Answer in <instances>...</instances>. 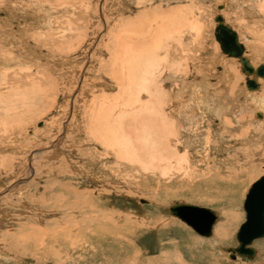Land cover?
Segmentation results:
<instances>
[{
    "label": "rangeland",
    "instance_id": "1",
    "mask_svg": "<svg viewBox=\"0 0 264 264\" xmlns=\"http://www.w3.org/2000/svg\"><path fill=\"white\" fill-rule=\"evenodd\" d=\"M59 1L0 0V27L3 23L5 25L8 23L7 27L2 26L3 29L0 28L1 33H4V29L7 28L5 35L1 37L0 34L1 40L6 39V41L0 40V45L5 46V48L0 46L3 48L0 55H4V58L0 56L2 60H0V81L2 80L0 83L3 87L0 89V218H2L0 220V264H180L181 261H184L185 264H264V239L253 243L257 255L251 260L240 256H235L233 259L232 254L227 251L231 247H236V232L245 221L243 203L248 189L264 175V118L259 121L255 117V113L259 111L264 115V109H258L259 102L256 101L257 97H255L261 91L253 92L254 95L246 91L244 87L245 77L241 74L240 66L236 60L231 61L234 62V66L225 62L227 64L225 66L234 67V72H237L238 77L233 74V79L236 78V80H230L227 75L226 78L223 77L228 80L220 78L222 77L220 66H224L223 61H227V59L223 55L221 56L218 44L213 41L211 27L214 25L212 18L214 20L213 16L217 13V7L223 5L222 2L225 0ZM261 1L226 0L228 5H225V11L222 12L235 30L238 29L239 40L247 50L248 55H251V59L255 54L260 55L262 52L264 54V42L261 40H264V7H262L264 0ZM259 7L262 10V15L257 14L260 10ZM8 26H12V30L16 26V28L19 27L18 29H21L22 33L21 37L29 38V42L24 45L26 47L21 52L14 49L15 46L13 48L14 39H12V35L9 36L11 33L8 35ZM12 30L11 32H13ZM148 34L150 37L147 36ZM21 37L14 38L18 40ZM107 41L108 48L105 46ZM256 41H261V44L255 43ZM153 42H155L154 48ZM5 43H10L11 46L5 45ZM123 43L130 45L129 48L131 49H128ZM120 44L123 45V48L121 49L120 46L118 50ZM262 44L263 46H261ZM114 45L117 46L115 49ZM146 45L153 49H147ZM124 47H127L130 52H125L128 50ZM145 49L148 50L147 52L152 50V53H147ZM131 50L135 52V55L137 54L136 57H132L134 54L131 53ZM117 51L118 53H116ZM143 51L146 53L145 55H143ZM129 53L132 55L130 56ZM113 56L121 61L122 64L118 61L120 67H125L122 71L120 67H117L118 62L112 58ZM7 57H10L11 60L8 61ZM131 59L134 60L132 63ZM5 63L6 65H3ZM252 63L254 65L264 64V60L252 59ZM57 65L60 69L56 68ZM115 66L119 70L114 71ZM108 67L114 69L112 68L111 71ZM143 67L146 68V72L154 69L153 71L150 70L154 73L148 75L149 71L148 76L145 75V77ZM112 73L114 74L112 75ZM158 74H162V77L157 78ZM172 75L175 76V79L172 78ZM142 76L145 77L144 80H142ZM149 76H152V83ZM4 78L7 79H5L6 82ZM147 78L149 80L145 81ZM176 79L177 81H175ZM203 79L205 84H202L204 83L202 82ZM124 80L125 82H123ZM156 80L159 81L160 85L157 88ZM224 80L225 83H223ZM148 81L152 85H148ZM220 81H222L221 84ZM227 81L234 83L230 82V85ZM122 82L127 86L125 87ZM139 82L146 83L142 87L144 91L150 87L149 92L151 90L152 96L150 95L151 92L148 93L147 91L146 93L149 95L144 96L145 92L142 93L141 88L137 89H141L140 92L134 89ZM135 84L136 87H134ZM232 84L234 85L232 86ZM128 85L130 91H128ZM178 85L180 87H177ZM175 86L178 88L177 91ZM154 87L156 89H153ZM229 88L233 90L230 91ZM131 89L139 92L138 95H136L137 93L134 94L135 91H131ZM156 90L161 91H158L160 94H157V97H155ZM224 90H228L229 93L228 91L223 93ZM121 91H125L124 94L126 92L127 94L118 95L121 94ZM170 92L171 95L168 96ZM140 93L143 96L140 95V98H145L138 101ZM91 95H93V99ZM129 95L134 96L133 99H136L137 96L138 102L149 101L147 102L148 106L144 101V103L136 102L138 109L140 104L143 105L142 109L145 106L149 107L148 111L152 107H158L161 102L165 104L158 107L159 110L164 111L166 109L164 112L160 111V115L165 113V116L162 115L163 119L160 116L162 123L159 122L158 128L159 133L164 132L160 136H155L158 137L157 144L159 145L156 147L158 151L155 150L156 148L154 149L156 145L152 146L156 142L151 143V145L148 144L150 148L148 147L147 153L150 156L147 155L146 160L150 157V162H143V160L136 162V159L133 162L128 161V163L125 161L124 163L131 167V171L128 170L129 172L120 174L116 172L117 169H111L115 171V176L117 174L119 176L114 180V183L113 180L106 179L109 173L105 169L116 166L114 163H109V166L99 167L98 164L100 163L95 162L97 159L94 156H99L105 150H102L103 147L94 144V140L92 142L91 138H87L88 134L85 129L92 124L95 118L99 117L98 115L101 114V118L104 115L106 118L107 114L105 113L107 111L108 120L106 121H109L111 125L113 124L111 127H114L115 131L110 132L113 135H108L106 140L109 141L110 137L113 136L116 139L122 138L123 136L117 128L120 129L122 123L126 125L127 121L129 122L127 119L130 118L128 114L131 113L132 117V112L137 109L134 106L136 100L131 102ZM127 101H129L128 104L133 103L130 110H128L130 106L126 104ZM94 102H96L95 105ZM109 103L112 104L108 107L109 109L113 110L114 108L115 110L116 107L113 106L117 105L119 111L118 108L116 110L118 112H111V109H106L105 106L107 107ZM150 103H158V106L150 105ZM167 104L172 105V107L170 108ZM256 104L258 105L256 106ZM121 106L128 107L127 110L131 112H124L126 109ZM210 106L216 109L218 114L208 113L206 108ZM90 108L92 110L94 108V110H90L92 113L88 114ZM145 108L143 110L147 111ZM103 110L105 112H102ZM179 110H183V113ZM226 110L228 111L225 112ZM178 111L179 113H177ZM139 112L137 111V113ZM150 112L153 113L154 111L140 113L144 114L142 115L144 117L149 115L148 117L151 118ZM86 113L89 118L92 117V121L86 117ZM97 113L99 114L97 115ZM114 113L118 116H115ZM124 113L129 118L125 117ZM133 113L137 114L136 112ZM84 114H86V118ZM120 114L124 116L122 115V117ZM187 116L191 119L186 120ZM110 118L112 119L110 120ZM224 118L229 122H226ZM87 119L91 123L87 122ZM103 119L102 121L105 120ZM168 119L172 123L173 121L176 122L175 128H171L172 130L169 128L172 123ZM82 120L83 122H81ZM188 122L189 124L192 123L189 125ZM105 125L107 126V122ZM147 125L152 126V129L155 126L151 121L146 122L145 134H150L146 139H152H147L149 142L155 140L153 136L156 134H153L154 130L152 131L151 127L149 128ZM166 125H169L168 129L170 130H166ZM76 127L79 128L76 129ZM130 128L132 129V127ZM194 129L197 131L193 132ZM78 131L81 136L77 135L79 134ZM169 131L174 133L177 131L179 134L173 132L171 135L167 134ZM195 132L204 136L194 134L191 138V134L193 135ZM117 134H119L118 137L115 136ZM163 134L164 136L167 135L165 136L167 139L164 140L165 137L161 136ZM185 134H189V136ZM209 134L210 136H208ZM195 136L196 138H193ZM161 137L163 142H159ZM208 138H211L212 142ZM118 140L116 141L119 142ZM85 141H88L89 146ZM184 141L190 142L189 145L187 146ZM193 141L198 142L193 143ZM112 142L116 147L117 142ZM81 143L82 145H80ZM205 143L207 146L209 145L207 148L204 147L206 146ZM192 144L196 145L195 148ZM217 148L219 149L217 150ZM150 149L158 158L151 153ZM195 149L198 150V153L194 151ZM36 150L39 151L38 157L30 161V155ZM111 152L109 153L111 154ZM183 153H187V155ZM113 161H115V157ZM107 170L111 172L110 169ZM103 172L106 176L103 175ZM63 174L68 175L66 177ZM124 175L125 177H121ZM88 176L97 178L96 181L98 182L91 183L92 180ZM21 179L25 181L23 182ZM102 180L106 181L100 183L99 181L102 182ZM97 194L100 195V198H98L99 195L97 197ZM179 203L208 208L217 214L213 234L210 238H202L186 224L169 214L168 209ZM96 212L101 213L104 220L111 219L112 222L109 223L113 225H109L113 226L114 229L107 228L108 225L106 223L104 225L102 222L86 226L87 220L91 218L92 214L96 215ZM107 217L108 219H106ZM82 227H85L86 230ZM80 228L81 230H79ZM101 228L104 231L105 229L110 231L100 233L98 231ZM111 232H113L112 235Z\"/></svg>",
    "mask_w": 264,
    "mask_h": 264
},
{
    "label": "bare ground",
    "instance_id": "2",
    "mask_svg": "<svg viewBox=\"0 0 264 264\" xmlns=\"http://www.w3.org/2000/svg\"><path fill=\"white\" fill-rule=\"evenodd\" d=\"M51 1H52V0H51ZM246 1H247V0H246ZM262 1H263V0H262ZM262 1H261V2H262ZM59 2H61V0H60ZM228 2H229V1H228ZM249 2H250V1H249ZM256 2H258V1H256ZM259 2H260V1H259ZM226 3H227L226 0H225V2H222L223 5H221V7H222L221 10L218 9L219 6L217 7V13H216L213 17L215 18L216 15H221V17L223 18L224 22H225L227 25H229V26L231 27V29L236 33L237 38H238V41H239V43H241V41L239 40V36H238V35H239V33H238V31H237L238 29L235 30V28L229 23V21L227 20V18L222 14V12L225 11V10H224V9H225V5H226V6L228 5V4H226ZM259 4H260V3H259ZM240 5H241V4H240ZM253 5H254V3H253ZM262 5H263V4H262ZM256 6H258V5L256 4ZM0 7H1V6H0ZM57 7H58V6H57ZM238 7H239V6H238ZM247 7H248V6H247ZM262 7H264V6H262ZM59 8H60V7H59ZM259 8H260V7H259ZM3 9H4V8H3ZM5 9H6V8H5ZM5 9H4V10H5ZM262 9H263V8H262ZM234 10H235V9H234ZM260 10H261V8H260ZM260 10H259V12H257V14L259 13L260 15H262V14H261V13H262V10H261V11H260ZM7 12H8V11H7ZM12 13H13V12H12ZM50 13H51V12H50ZM223 13H224V12H223ZM225 13H226V12H225ZM248 14H249V12H248ZM53 15H54V14H53ZM237 15H238V14H237ZM239 16H240V15H239ZM31 17H32V16H31ZM232 17H233V16H232ZM48 18H49V17H48ZM254 20H255V19H254ZM256 20H257V19H256ZM6 21H7V20H6ZM250 21H251V20H250ZM12 22H13V21H12ZM212 23H214L215 26L213 25V26L211 27V34H212V36H213V41H214L216 44H218V43L216 42L215 38H214V33H213V32H214V29H215V27H216V23H215V21L213 20V18H212ZM7 24H8V23H6V25H7ZM234 24H235V23H234ZM240 24H241V23H240ZM240 24H239V25H240ZM6 25H5L4 23L2 24V26H6ZM239 25H238V26H239ZM2 26H1V27H2ZM17 26H18V25H17ZM17 26H16V27H17ZM175 26H176V25H175ZM238 26H237V28H238ZM262 26H263V25H262ZM262 26H261V27H262ZM1 27H0V28H1ZM6 27H7V26H6ZM16 27H14L13 30H12V26H10V27L8 26V29H9V30H8V31H9V32H8V35H9V33H11L9 36H11V35L13 36L12 39H14V40H13L14 42H13V41H12L13 43L11 42L12 45L14 44V45H13V48H14V46H15L16 48H14V49H17L18 51L21 52V50L24 49V47H26V46H24V45H25L27 42H29V41H28L29 38L24 37V36L21 37V36H22V33H21V31H20L21 29L19 30V29H18L19 27H18V28H16ZM172 27H173V26H172ZM213 27H214V28H213ZM50 28H51V27H50ZM83 28H84V27H83ZM137 28H138V27H137ZM137 28H136V29H137ZM169 28H170V27H169ZM262 28H263V27H262ZM262 28H261V29H262ZM2 29H3V27H2ZM24 29H25V28H24ZM24 29H23V30H24ZM44 29H45V28H44ZM174 29H175V28H174ZM6 30H7V28H6ZM6 30L4 29V33H1L2 30H0V31H1V32H0L1 37L7 33ZM11 30H12L13 32H11ZM23 30H22V31H23ZM170 30H171V29H170ZM172 30H173V28H172ZM243 30H244V29H243ZM5 31H6V33H5ZM51 31H52V30H51ZM163 31H164V30H163ZM259 31H260V29H259ZM24 32H25V31H24ZM148 32H149V31H148ZM261 32H262V31H261ZM261 32H260V34H261ZM62 33H63V31H62ZM125 33H126V32H125ZM140 33H141V32H140ZM143 33H144V32H143ZM149 33H151V32H149ZM237 33H238V34H237ZM23 34H24V33H23ZM46 34H47V33H46ZM137 34H138V33H137ZM170 34H171V33H170ZM176 34H177V33H176ZM8 35H7V36H8ZM114 35H115V34H114ZM152 35H153V34H152ZM168 35H169V34H168ZM7 36H4V37H7ZM145 36H146V35H145ZM147 36H149V34H148ZM157 36H158V35H157ZM169 36H170V35H169ZM171 36H172V35H171ZM14 37H21V38H18V40H17V39H15ZM48 37H49V36H48ZM149 37H150V36H149ZM42 38H43V37H42ZM46 38H47V37H46ZM110 38H111V37H110ZM141 38H142V37H141ZM170 38H171V37H170ZM174 38H175V37H174ZM133 39H134V38H133ZM154 39H155V37H154ZM194 39H195V38H194ZM257 39H259V38H257ZM0 40H1V39H0ZM129 40H130V38H129ZM137 40H138V39H137ZM140 40H141V39H140ZM157 40H158V39H157ZM259 40H260V39H259ZM261 40L264 42L263 39H261ZM1 41H6V39H5V40L2 39ZM1 41H0V42H1ZM33 41H34V40H33ZM108 41H109V40H108ZM108 41H107V43H106L105 46H107ZM115 41H116V40H115ZM117 41H118V40H117ZM131 41H132V40H131ZM153 41H154V40H153ZM155 41H156V40H155ZM113 42H114V41H113ZM120 42H121V41H120ZM167 42H168V41H167ZM33 43H34V42H33ZM36 43H37V41H36ZM116 43H117V42H116ZM121 43H122V42H121ZM131 43H132V42H131ZM142 43H143V42H142ZM153 43H154V44H153V48H154V47H155V46H154V45H155V42H153ZM255 43H259V44H261V41H260V42H257V41H256ZM6 44H7V45H8V44L10 45V43H5V45H6ZM123 44H125V43H123ZM150 44H151V46H152V43H150ZM150 44H149V45H150ZM156 44H157V43H156ZM241 44H242V43H241ZM1 45H2V44H1ZM1 45H0V46H1ZM103 45H104V44H103ZM117 45H118V44H117ZM134 45H135V44H134ZM157 45H158V44H157ZM157 45H156V47L158 48ZM165 45H166V44H165ZM184 45H185V44H184ZM252 45H253V44H252ZM2 46H4V45H2ZM10 46H11V45H10ZM105 46H104V47H105ZM112 46H113V45H112ZM112 46H111V47H112ZM120 46H121V44H120L119 47L117 48L118 50L120 49ZM122 46H123V45H122ZM122 46H121V49L123 48ZM125 46H127L128 49H131V48H129L130 45L128 46L127 43L125 44ZM137 46H138V45H137ZM250 46H251V45H250ZM258 46H259V45H258ZM261 46H263V44H262ZM36 47H37V46H36ZM109 47H110V45H109ZM116 47H117V46L114 45V49H115ZM127 47H124V48H126V50H128ZM133 47H134V46H133ZM145 47H147V45H146ZM149 47H150V46H148L147 49H153L152 47H151V48H149ZM218 47H219V44H218ZM243 47H244V46H243ZM3 48H5V46H4ZM3 48H0V49H1V50H0V53H1V51H3V50H2ZM6 48H7V47H6ZM10 48H11V47H10ZM10 48H9V49H10ZM13 48H12V49H13ZM101 48H103V47H101ZM107 48H108V46H107ZM112 48H113V47H112ZM255 48H257V47H255ZM155 49H156V48H155ZM7 50H8V48H7ZM7 50H6V51H7ZM34 50H35V49H34ZM100 50H101V49H100ZM132 50H134V49H132ZM132 50H131V53L135 55L136 50H134L135 52H133ZM158 50H159V48H158ZM158 50H157V51H158ZM219 50H220V47H219ZM252 50H254V49H252ZM256 50H257V49H256ZM256 50H255V51H256ZM258 50H259V49H258ZM262 50H263V49H262ZM8 51H9V50H8ZM8 51H7V52H8ZM39 51H40V50H39ZM115 51H116V50H115ZM123 51H125V49H123ZM137 51H139V50H137ZM145 51H146V49H145ZM147 51H148V50H147ZM147 51H146V52H147ZM151 51H152V50H151ZM151 51H149V52H147V53H152ZM157 51H156V52H157ZM206 51H207V50H206ZM255 51H254V52H255ZM4 52H5V51H4ZM4 52H2V53H4ZM35 52H36V51H35ZM125 52H130V50L125 51ZM252 52H253V51H252ZM24 53H25V52H24ZM116 53H118V51H117ZM116 53H115V54H116ZM121 53H122V51H121ZM142 53H143V55L146 54V53H144V51H143ZM220 53H221V51H220ZM257 53H259V52H257ZM30 54H31V53H30ZM30 54H29V55H30ZM43 54H44V53H43ZM107 54H108V53H107ZM132 54H131V55H132ZM262 54H263V52H262ZM262 54H260V55H259V54H258V55L255 54V55H253V56H252V57H253L252 59H254V60H264V54H263V55H262ZM31 55H32V54H31ZM108 55H109V54H108ZM113 55H114V53H113ZM121 55H122V54H121ZM127 55H128V53H127ZM129 55H130V53H129ZM131 55H130V56H131ZM134 55H132V57H136L137 54H136L135 56H134ZM139 55H140V52H139ZM222 55H223V54L221 53V56H222ZM256 55H257V56H256ZM0 56L4 58V55H3V54L0 55ZM5 56H6V55H5ZM35 56H36V55H35ZM38 56H39V55H38ZM46 56H47V55H46ZM115 56H117V55H115ZM141 56H142V55H141ZM147 56H148V55H147ZM147 56H146V57H147ZM153 56H154V51H153ZM223 56L227 59V61H223V62H224L223 65H224V66H222V67L220 66V68H222L221 71H220L222 77H220V78L225 79V78H226V75H227V78L229 77L230 80L234 81V80H236V78L233 79V74H235V75L237 76V74H236L237 72H234V69H233L234 67H233V68H229V67L225 66V65H227V64H225V62H226V63L229 62V63L232 64V66H234V65H233L234 62H231V61H232V60H233V61L236 60V61L238 62V64H239V61H238V59H236V58L227 57L226 55H223ZM243 56L246 57V58L250 61L251 65H252L254 68H256L258 65H260V64L254 65V64L252 63V59H251V57H250L251 55H248V52H247V50L245 49V47H244V53H243ZM1 57H0V58H1ZM127 57H128V56H127ZM7 58H8V61H9L10 57H7ZM16 58H17V57H16ZM112 58H114V60L116 59L115 61H117V62L119 61V62L121 63V61L118 60L117 57H114V56H113ZM118 58H119V57H118ZM137 58H138V57H137ZM5 59H6V58H5ZM27 59H28V58H27ZM119 59H120V58H119ZM125 59H126V57H125ZM129 59H130V57H129ZM138 59H139V58H138ZM143 59H144V58H143ZM0 60H1V59H0ZM10 60H11V59H10ZM13 60H14V59H13ZM15 60H17V59H15ZM50 60H51V59H50ZM114 60H113V62H114ZM126 60H127V59H126ZM132 60H133V59H131V63L134 61V60H133V61H132ZM135 60H136V59H135ZM141 60H142V59H141ZM158 60H159V59H158ZM1 61H2V60H1ZM1 61H0V62H1ZM41 61H42V60H41ZM137 61H138V60H137ZM214 61H216V60H214ZM3 62H4V61H3ZM5 62H6V61H5ZM10 62H11V61H10ZM12 62H13V61H12ZM119 62L117 63V64H118V66H117L118 68L121 66V65H119ZM144 62H145V59H144ZM148 62H149V61H148ZM211 62H212V61H211ZM223 62H222V63H223ZM45 63H46V62H45ZM54 63H55V62H54ZM59 63H60V62H59ZM109 63H110V62H109ZM109 63L107 64V66L109 65ZM155 63H156V62H155ZM9 64H10V63H9ZM12 64H14V63H12ZM17 64H18V62H17ZM17 64H15V65H17ZM50 64L52 65L53 63H50ZM57 64H58V63H57ZM113 64H114V63H113ZM115 64H116V62H115ZM121 64H122V63H121ZM134 64H135V63H134ZM139 64H141V63H139ZM145 64H146V63H145ZM150 64H151V63H150ZM152 64H153V63H152ZM213 64H214V62H213ZM231 64H230V66H231ZM3 65H6V63L3 64ZM7 65H8V64H7ZM59 65H60V64H59ZM59 65H57L56 68L58 67V69H60V67H62L61 65H60V67H59ZM63 65H64V64H63ZM174 65H175V64H174ZM221 65H222V64H221ZM10 66H11V65H10ZM12 66H13V65H12ZM85 66H86V65H85ZM99 66H100V65H99ZM104 66H105V65L103 64V67H104ZM110 66H111V65H110ZM112 66H113V65H112ZM130 66H131V65H129V67H130ZM170 66H171V64H170ZM239 66H240V64H239ZM6 67H7V66H6ZM23 67H24V66H23ZM131 67H132V66H131ZM135 67H137V66H135ZM141 67H142V66H141ZM149 67H150V65H149ZM209 67H210V66H209ZM235 67H236V66H235ZM56 68H55V69H56ZM100 68H101V67H100ZM112 68H113V67H112ZM112 68L108 67V69H111V71H112ZM115 68H116V66H115ZM118 68H116L114 71H116ZM124 68H125L124 66H123V67H120L121 71H122ZM138 68H140V67H138ZM150 68H152V67H150ZM153 68H154V67H153ZM177 68H178V67H177ZM8 69H9V68H8ZM10 69H11V68H10ZM113 69H114V68H113ZM127 69H128V68H127ZM130 69H131V68H130ZM132 69H133V68H132ZM145 69H146V68H145ZM145 69H144V67H143V70H145ZM210 69H211V68H210ZM5 70H6V69H5ZM100 70H101V69H100ZM103 70H104V69H103ZM118 70H119V69H118ZM141 70H142V69H141ZM147 70H148V69H147ZM150 70H151V69H150ZM150 70H148V72H149ZM153 70H154V69H152L151 71H153ZM174 70H175V69H174ZM237 70H238V69H237ZM237 70H236V71H237ZM56 71H57V70H56ZM114 71H113V72H114ZM124 71H125V70H124ZM151 71H150V73H149L148 75H151V73H154V72H151ZM155 71H156V70H155ZM80 72H81V71H80ZM93 72H94V71H93ZM105 72H106V71H105ZM130 72H131V71H130ZM132 72H133V70H132ZM132 72H131V74H132ZM142 72H143V71H142ZM148 72H146V70H145V71H144V76L147 75ZM162 72H163V71H162ZM177 72H178V71H177ZM240 72H241V66H240ZM98 73H99V72H98ZM110 73H111V72H110ZM110 73H109V74H110ZM170 73H171V72H170ZM179 73H180V72H179ZM6 74H7V73H6ZM18 74H19V73H18ZM46 74H47V73H46ZM91 74H92V73H91ZM93 74H94V73H93ZM95 74H96V73H95ZM113 74H114V73H112V75H113ZM133 74H134V73H133ZM174 74H175V73H174ZM241 74H242V73H241ZM12 75H13V74H12ZM28 75H29V74H28ZM86 75H87V74H86ZM125 75H126V74H125ZM128 75H129V74H128ZM135 75H136V73H135ZM148 75H147V76H148ZM154 75H155V74H154ZM154 75H153V76H154ZM159 75H160V74L157 75V78H158V77H159V78L162 77V76H161L162 74H161L160 76H159ZM170 75H171V74H170ZM221 75L219 74V76H221ZM5 76H6V75H5ZM22 76H23V75H22ZM42 76H43V75H42ZM61 76H62V75H61ZM63 76H64V75H63ZM144 76H142V80H144L143 78L146 77V76H145V77H144ZM223 76H224L225 78H224ZM236 76H235V77H236ZM1 77H2V76H1ZM14 77H15V76H14ZM16 77H18V76L16 75ZM25 77H26V76H25ZM103 77H104V76H103ZM125 77H126V76H125ZM129 77H130V76H129ZM132 77H133V76H132ZM154 77H156V76H154ZM237 77H238V76H237ZM244 77H245V75H244ZM10 78H12V77H10ZM149 78L151 79L152 76H149ZM149 78H147L145 81L149 80ZM172 78L175 79V76L172 75ZM206 78H207V77H206ZM5 79H6V78H4V81H5ZM13 79L15 80V78H13ZM13 79H11V80H13ZM17 79L19 80V78H17ZM47 79H48V78H47ZM81 79H82V78H81ZM93 79H94V78H93ZM100 79H101V78H100ZM125 79H126V78H125ZM128 79H130V78H128ZM222 79H221V80H222ZM243 79H244V78H243ZM6 80H7V79H6ZM14 80H13V82H14ZM59 80H60V79H59ZM142 80H141V81H142ZM152 80H153V79H151V83L153 82ZM159 80H160V79H159ZM225 80H228V79H225ZM225 80H224L223 83L226 82ZM237 80H238V78H237ZM1 81H2V80H1ZM1 81H0V82H1ZM15 81H16V80H15ZM35 81H36V80H35ZM98 81H99V83H100V80H98ZM164 81H165V80H164ZM175 81H177V79H176ZM182 81H183V80H182ZM222 81H223V80H222ZM222 81H220L219 83L221 84ZM232 81H229V82L227 81V82H228V84H230V82H232ZM5 82H6V81H5ZM7 82H8V81H7ZM23 82H24V81H23ZM88 82H89V81H88ZM94 82H95V81H94ZM96 82H97V80H96ZM123 82H125V80H124ZM123 82H122V83H123ZM126 82H127V81H126ZM148 82H149V81H148ZM202 82H204V79L202 80ZM3 83H4V82H3ZM3 83H2V84H3ZM8 83H9V82H8ZM17 83H18V82H17ZM90 83H91V82H90ZM103 83H104V82H103ZM103 83H102V84H103ZM122 83H121V84H122ZM132 83H133V82H132ZM134 83H135V82H134ZM151 83L149 82L148 85H150ZM154 83H155V82H154ZM154 83H153V84H154ZM172 83H174V81H172ZM223 83H222V84H223ZM232 83H234V82H232ZM257 83L259 84V88H258L256 91H247L246 86H245V80H244V87H245L246 91L249 92V94H250V93H253V92H258L259 90L261 91L260 94H259L258 96L255 95V97H257V98H256V101L259 102L258 109L261 110V109H264V87H263L264 80L258 78V79H257ZM261 83H262V84H261ZM11 84H12V83H11ZM19 84H20V82H19ZM24 84H25V82H24ZM37 84H38V83H37ZM45 84H46V83H45ZM123 84H125V83H123ZM123 84H122V85H123ZM140 84H142V85L138 87V85H140ZM144 84H146V83H144ZM144 84H143L142 82H141V83L139 82L138 85H137V87H136V84L134 85V87H136V88H134L133 86H131V88H134L135 90H137L138 88H141V89L143 90L144 88H142V87H144V86H143ZM202 84H205V82L202 83ZM202 84H201V85H202ZM226 84H227V83H226ZM228 84H227V86H228ZM3 85H4V84H3ZM28 85H29V84H28ZM39 85H40V84H39ZM47 85H48V84H47ZM95 85H96V84H95ZM151 85H152V84H151ZM196 85H197V84H196ZM198 85H199V84H198ZM198 85H197V86H198ZM230 85H231V84H230ZM233 85H234V84H232V86H233ZM261 85H262V86H261ZM1 86H2V85H1V83H0V87H1ZM4 86H5V85H4ZM6 86H8V85H6ZM50 86H51V85H50ZM104 86H105V85H104ZM108 86H109V85H108ZM123 86H124V85H123ZM126 86H127V84H125V87H126ZM146 86H147V85H146ZM154 86H155V84H154ZM159 86H160V85H159V81L156 80V88L159 87ZM220 86H221V85H220ZM10 87H11V86H10ZM22 87H23V86H22ZM24 87H26V86H24ZM79 87H80V84H79ZM125 87H124V88H125ZM147 87H148V86H147ZM175 87H176V86H175ZM175 87H174V88H175ZM177 87H180V86L178 85ZM177 87H176V89H175L176 91H177V89H178ZM193 87H194V86H193ZM203 87H204V86H203ZM217 87H218V86H217ZM242 87H243V86H242ZM260 87H261V89H260ZM2 88H3V87H1L0 89H2ZM14 88H15V87H14ZM14 88H13V89H14ZM45 88H46V87H45ZM121 88H122V87H121ZM127 88H128V91H130L129 85H128ZM127 88H126V89H127ZM156 88L154 87L153 89H156ZM185 88H186V87H185ZM201 88H202V87H201ZM204 88H205V87H204ZM206 88H207V87H206ZM224 88H225V84H224ZM233 88H235V87H233ZM5 89L7 90L6 87H5ZM134 89H133V90L131 89V91H135ZM141 89H139V90H141ZM147 89H148V88H147ZM149 89H150V87H149ZM149 89H148V90H145V91H144V90H143V91L141 90L142 93L145 92V93H144V94H145L144 96H148V95H149L148 93L151 92V90H150V92H149ZM153 89H152V90H153ZM159 89H160V88H159ZM212 89H213V88H212ZM226 89H228V88H226ZM23 90H24V89H23ZM37 90H38V89H37ZM139 90H137V91H139ZM196 90H197V89H196ZM200 90H202V89H200ZM222 90H223V88H222ZM229 90H230V88H229ZM231 90H233V89H231ZM231 90H230V91H231ZM39 91H40V90H39ZM41 91H42V90H41ZM92 91H93V90H92ZM119 91H120V90H119ZM119 91H118V92H119ZM146 91H147L148 93H146ZM154 91H155V90H154ZM158 91H159V90H158ZM158 91L156 90L157 93L155 94V97H157V96H158L157 94H160L159 92H161V91H159V92H158ZM172 91H174V90H172ZM179 91H181V90H179ZM194 91H195V90H194ZM227 91H228V90H224L223 93H224V92H227ZM234 91H235V89H234ZM36 92H37V91H36ZM124 92H125V91H124ZM124 92L121 91V94H118V95H123ZM139 92H140V91H139ZM139 92H136V91H135V93H134V92H132V93H134V94L137 93L136 95H138ZM236 92H237V91H236ZM244 92H245V90H244ZM244 92H242V93H244ZM25 93H27V92H25ZM122 93H123V94H122ZM128 93H129V92H128ZM130 93H131V92H130ZM142 93L139 94V96H138L139 98L135 95V96H136V99L138 98V101H139V99H141V98L143 97V96H142ZM177 93H178V92H177ZM179 93L181 94V92H179ZM208 93H209V92H208ZM220 93H221V92H220ZM228 93H229V91H228ZM234 93H235V92H234ZM234 93H233V94H234ZM126 94H127V92H126L124 95H126ZM146 94H148V95H146ZM153 94H154V92H153ZM161 94H162V93H161ZM194 94H195V93H194ZM215 94H216V93H215ZM217 94H218V93H217ZM244 94H245V93H244ZM130 95H131V94H130ZM130 95H129V96H130ZM140 95L142 96L141 98H140ZM150 95L152 96V92H151ZM163 95H164V94H163ZM170 95H171V92L169 93L168 96H170ZM195 95H196V94H195ZM205 95H206V94H205ZM229 95H230V94H229ZM236 95H237V94H236ZM246 95H247V94H246ZM253 95H254V93H253ZM91 96H92L91 98L93 99V95H91ZM102 96H103V95H101V97H102ZM129 96H128V97H129ZM153 96H154V95H153ZM160 96L162 97V95H159V97H160ZM164 96H165V95H164ZM224 96L226 97V95H224ZM230 96H232V95H230ZM233 96H234V95H233ZM4 97H5V96H4ZM12 97H13V96H12ZM111 97H112V96H111ZM118 97H119V96H118ZM128 97H127V98H128ZM132 97H134V96H130V98H131V99H130L131 102H133L132 100H136V99H133ZM189 97H190V96H189ZM219 97H220V96H219ZM227 97H228V95H227ZM240 97H241V96H240ZM17 98H18V97H17ZM33 98H34V97H33ZM67 98H69V97H67ZM102 98H103V97H102ZM144 98H145V97H144ZM144 98H142V99H144ZM149 98H150V97H149ZM153 98H154V97H153ZM229 98H230V97H229ZM237 98H239V97L237 96ZM13 99H15V98H13ZM76 99H77V97H76ZM92 99H91V100H92ZM104 99H105V98H104ZM112 99H113V98H112ZM128 99H129V98H128ZM128 99H127V100H128ZM147 99H148V98H147ZM151 99H152V98H151ZM159 99L162 100L161 98H159ZM159 99H158V100H159ZM163 99H164V98H163ZM173 99H174V98H173ZM177 99H178V98H177ZM219 99H220V98H219ZM5 100H6V99H5ZM69 100H70V99H69ZM94 100H95V97H94ZM152 100H153V99H152ZM188 100H189V99H188ZM225 100H226V99H225ZM99 101H100V100H99ZM103 101H105V100H103ZM124 101H125V100H124ZM138 101H137V100L134 101L135 104H136V105H134V106H136L137 109H136V111H133V110H132V111H133V112H136V113H137V111H138V112L140 111L141 113H144V112L148 113L150 110H152V112L154 111L153 113L150 112L151 115H152V117L149 118V117H148L149 115L147 116L146 113H145V114H146L147 117H144V116H142V115H144V114H141V113L139 112V113L141 114L140 116H142V117H140V116H139V113H137V114H138V116H137V114L135 115V113L132 112V115H133L132 117H131V113H129V114L126 113V114L130 115V116H129L130 118H129L128 115H125V113H124L125 117L127 116V118H129V119H127V120H129V122L127 121V124H126L127 126L125 125V123H122V124L120 125V129H119V127L117 128V130L120 131L121 135L123 136V137L121 138V137H118L119 134L115 135V136H117L118 138H120L119 140H118V138L116 139V137H114V136H113L114 138L112 137L114 140H113L111 137H110V140H109V141L106 140V138L109 137L110 134H111L113 131H115V129H113L114 127H111L113 124L111 125L109 121H106V120H108V118H107V115H108L107 111H106V113H105V114H107V115L105 116L107 119L104 118V115H103V118L105 119V120H104L103 118H101V117H102V116H100L101 114L98 115L99 113H97V115H98L99 117H98V118H95V119L93 118L94 120H93L92 124L89 125V126H87L86 129L83 127V128L86 130V133L88 134V136H89V135H90V136L93 135L92 137H90V136L88 137V136H87V138H88V139L91 138V141H92V142H93V140H94V142H93L94 144H96L97 146L99 145V147H100V146L103 147L102 150H105L104 153H100V155L98 154L99 156H96V155L94 156V155H92L93 153H91V155L94 156V157H96L95 159H97V160H95V162L98 161V162L100 163V164L97 163L98 165H100L99 167H102V166H104V165H108V166H109V163H110V164H111V163H114V165L116 166L115 168H113V166H110L109 168L107 167V169H110V170H111V169H112V170H116V169H117L116 172H117L118 174L123 173V172H127L128 170L131 171V169H130L131 167L128 166V165H126V164L124 163L125 161H127V163H128V161L133 162V161L136 159V160H137L136 162H142L141 160H143V162H144V161H147V162H148V161L150 160V157L148 158V160H146V157H147V155H148L147 150H149V148H150L148 144L150 143V145H151V143L156 142V143L153 144L152 146L156 145V146L154 147V149H155L156 147H158V146H157V145H159V144H157V141H158L157 138H158V137H155V136H160V134H162V132H164V131H161V133H159L160 131L158 132L159 122H161L160 120L163 119V117H162L163 113H161L162 115H160V111H163V110H162L161 108H160L161 110H159L158 107H160V105H162V104H164V103L161 102V104H159V106L157 105L158 103H156V104L153 103L154 105H156V106H158V107H155L156 109L152 107L153 109L150 108L149 111H148L149 107L147 108V107L145 106L147 109H146L145 107H144V108H145L147 111H144V110H143L144 108L142 109V106H143V105H141V104H140L141 106L139 105L140 108L138 109V107H137L138 104L136 103V102H138ZM143 101L145 102V104H146L147 102H149V101H146V100H142L141 102H138V103H144ZM155 101H157L156 98H155ZM162 101H163V100H162ZM169 101H171V99H169ZM219 101H220V100H219ZM219 101H218V102H219ZM256 101H255V103H256ZM19 102H20V101H19ZM19 102H18V103H19ZM108 102H109V101H108ZM108 102H107V103H108ZM128 102H129V101H127V103H126L128 106H130V107L133 106V103L130 102L131 104H130V103L128 104ZM151 102H154V101H151ZM158 102H159V101H158ZM175 102H176V99H175ZM229 102H230V101H229ZM95 103H96V102H94V105H95ZM102 103H104V102H102ZM159 103H160V102H159ZM169 103H172V102H169ZM242 103H243V102H242ZM6 104H7V103H6ZM9 104H10V103H9ZM66 104H67V103H66ZM110 104H111V103H109V105H108L107 107L105 106V108L107 109L109 106H112V104H111V105H110ZM117 104H118V103H117ZM153 104L150 103V105H153ZM175 104H176V103H175ZM175 104H174V105H175ZM204 104H205V103H204ZM12 105H13V104H12ZM98 105H99V104H98ZM101 105H102V104H101ZM103 105H104V104H103ZM148 105H149V104L147 103V106H148ZM164 105H165V104H164ZM167 105H169V104H167ZM176 105H177V104H176ZM182 105H183V104H182ZM182 105H181V106H182ZM257 105H258V104H256V106H257ZM2 106H3V105H2ZM26 106H27V104H26ZM89 106H90V105H89ZM92 106H93V105H92ZM92 106H91V107H92ZM169 106H170V108L172 107V105H169ZM203 106H204V105H203ZM9 107H10V105H9ZM11 107H12V106H11ZM98 107H100V106H98ZM113 107H116V108H115V110H114V108H113V110L110 108V109H111V112H114V111H115V112H118V111H119V108L117 107V105H116V106H113ZM121 107H124V106H121ZM121 107H120V109H121ZM130 107H129L128 110L132 109V107H131V108H130ZM150 107H151V106H150ZM161 107H162V106H161ZM164 107H166V106H164ZM192 107H193V106H192ZM211 107H212V106L206 108V110L208 111V113H212L213 115L218 114V112L216 111V109L211 108ZM238 107H240V106H238ZM250 107H251V106H250ZM94 108H95V107H94ZM94 108H93V110H94ZM96 108H97V107H96ZM102 108H103V106H102ZM117 108H118V111H116ZM124 108L126 109V111H124V110H125ZM124 108H123L122 110H123L124 112H127V111H128V110H127L128 107L125 106ZM162 108H163V107H162ZM177 108H178V107H177ZM188 108H189V107H188ZM188 108H186V109H188ZM199 108H200V107H199ZM224 108H225V107H224ZM227 108H228V107H227ZM231 108H233V107L231 106ZM255 108H256V107H255ZM25 109H26V108H25ZM98 109L100 110V108H98ZM108 109H109V108H108ZM110 109H109V110H110ZM133 109L135 110V108H133ZM141 109H142V110H141ZM154 109H155V110H154ZM163 109H165V108H163ZM195 109H196V108H195ZM258 109H257V110H258ZM90 110L93 111V110L90 108L88 114H90V112H91ZM104 110H105V109H104ZM104 110H103L102 112H105ZM122 110H121V113L123 112ZM165 110H166V109H165ZM165 110H164V111H165ZM172 110H173V109H172ZM172 110H170V111L172 112ZM176 110H177V109H176ZM231 110H232V109H231ZM231 110H230V111H231ZM252 110H253V109H252ZM7 111H8V110H7ZM10 111H11V109H10ZM24 111H25V110H24ZM164 111H163V112H164ZM179 111H180V110H179ZM179 111H178L177 113H179ZM182 111H183V110H182ZM182 111H180V112H182ZM194 111H195V110H194ZM227 111H228V110H226L225 112H227ZM232 111H233V110H232ZM238 111H239V109H238ZM95 112H96V111H95ZM111 112H110V114H111ZM128 112H131V111H128ZM171 112H170V113H171ZM234 112H235V111H234ZM234 112H233V113H234ZM84 113H85V112H84ZM91 113H92V112H91ZM119 113H120V112H119ZM150 113H149V114H150ZM182 113H183V112H182ZM238 113H239V112H238ZM254 113H255V112H254ZM257 113H259V114L261 115V118H260V119H258V118L256 117V114H257ZM6 114H7V113H6ZM72 114H73V113H72ZM86 114H87V113H86ZM86 114H84V117H85ZM88 114L86 115V117H88ZM95 114H96V113H95ZM167 114H168V112H167ZM172 114H174V113H172ZM180 114H181V113H180ZM234 114H235V113H234ZM112 115H113V114H112ZM114 115H115V113H114ZM114 115H113V116H114ZM116 115H117V114H116ZM116 115H115V116H116ZM122 115H123V114H122ZM122 115L120 114V116H122ZM124 115H123V116H124ZM178 115H179V114H178ZM183 115H184V114H183ZM219 115H220V114H219ZM235 115H236V114H235ZM235 115H234V116H235ZM89 116H90V115H89ZM92 116H93V115H92ZM113 116H112V117H113ZM117 116H118V115H117ZM120 116H119V117H120ZM123 116H122V117H123ZM160 116H161L162 119H160ZM163 116H165V113H164ZM179 116H180V115H179ZM204 116H205V115H204ZM225 116H226V114H225ZM239 116H240V115H239ZM86 117H85V118H86ZM94 117H95V115H94ZM108 117H110V116H108ZM137 117H140V118H137ZM218 117H220V116H218ZM226 117H228V116H226ZM242 117H243V116H242ZM255 117H256V119H258L259 121H261V120L264 118V115H263V113H261V111H259V112H256V113H255ZM88 118H89V117H88ZM91 118H92V117H90L89 119L92 121ZM100 118H101V119H100ZM120 118H121V117H120ZM170 118H171V117H170ZM186 118H187L186 120H190V119H191V117L189 118L188 116H187ZM188 118H189V119H188ZM206 118H207V117H206ZM222 118H223V117H222ZM81 119H83V118H81ZM89 119H87V122L91 123V121H88ZM96 119H97V120H96ZM102 119H103L104 121H102ZM111 119H112V118H110V120H111ZM164 119L166 120V118H164ZM179 119H180V118H179ZM124 120H125V119H124ZM168 120H169V119H168ZM214 120H215V119H214ZM224 120L226 121V118H224ZM112 121H113V120H112ZM125 121H126V120H125ZM147 121H148V122H150V121L153 122V124H154V126H155V127H153V129H152V126H150V125L148 126V125H147L149 128L151 127L152 131L154 130V131H153V132H154L153 134H156V135H154V136H153L152 134H151V135L155 138L156 141L153 139V141H149V142H147V139H149V138L146 139V137H147L148 135L150 136V134H148V135L145 134V132H146V131H145V130H146V126H145V125H146V122H147ZM163 121H164V120H163ZM166 121H167V120H166ZM169 121H171V120H169ZM225 121H223V122H225ZM227 121L229 122V120H227ZM227 121H226V122H227ZM81 122H83V120H82ZM87 122H86V124H87ZM105 122H107V126L105 125ZM185 122H186V121H185ZM189 122H190V121H189ZM189 122H188L187 124H189ZM226 122H225V123H226ZM84 123H85V122H84ZM111 123H112V122H111ZM120 123H121V122H120ZM161 123H162V122H161ZM170 123H172V121H171ZM170 123H169V125H170ZM173 123H174V124H173ZM173 123L171 124V125H173L172 127H170L171 125H170V126H169V125H166V126H167V127H165L166 130L168 129V126H169L170 129L173 128V127L175 128L174 125L176 124V122L173 121ZM191 123H192V122H191ZM191 123H190V124H191ZM205 123H206V122H205ZM234 123H235V122H234ZM81 124H82V123H81ZM86 124H83V125H86ZM123 124H124V125H123ZM190 124H189V125H190ZM213 124H214V122H213ZM227 124H228V123H227ZM73 125H75V124H73ZM151 125H152V124H151ZM177 125H178V124H177ZM179 125H180V124H179ZM197 125H198V124H197ZM40 126H41V125H40ZM53 126H55V125H53ZM161 126H162V125H161ZM164 126H165V124H164ZM164 126H163V127H164ZM130 127H132V129H131ZM223 127H224V126H223ZM223 127H222V128H223ZM5 128H6V127H5ZM48 128H49V127H48ZM59 128H61V127H59ZM78 128H79V127H76V129H78ZM81 128H82V127H81ZM111 128H112V129H111ZM125 128H126V129H125ZM161 128H162V127H161ZM182 128H184V127H182ZM220 128H221V126H220ZM162 129H163V128H162ZM162 129H161V130H162ZM170 129H168V130H170ZM177 129L179 130V128H177ZM47 130H48V129H47ZM85 130H84V131H85ZM166 130H165V131H166ZM171 130H172V129H171ZM183 130H184V129H183ZM222 130H224V129H222ZM233 130H234V129H233ZM4 131H5V130H4ZM75 131H76V130H75ZM79 131H80V129H79ZM79 131H78L79 134H77L78 136L80 135V132H79ZM82 131H83V129H82ZM121 131H122V132H121ZM148 131H149V130H148ZM152 131H151V132H152ZM194 131H197V130L194 129L193 132H194ZM48 132H49V131H48ZM69 132H70V131H69ZM73 132H74V131H73ZM110 132H111V133H110ZM116 132H117V131H116ZM116 132H115V133H116ZM149 132H150V131H149ZM169 132H171V131H169ZM169 132H168L167 134H170V135H171L173 131H172L171 133H169ZM209 132H210V131H209ZM62 133H63V131H62ZM62 133H61V134H62ZM76 133H77V131H76ZM81 133H82V132H81ZM86 133H85V134H86ZM158 133H159V134H158ZM165 133H166V132H165ZM173 133H174V132H173ZM185 133H187V132H185ZM203 133H204V132H203ZM222 133H223V131H222ZM222 133H221V134H222ZM262 133H263V132H262ZM58 134H59V133H58ZM91 134H92V135H91ZM157 134H158V135H157ZM174 134H177V131H176V133H174ZM178 134H179V132H178ZM178 134H177V135H178ZM194 134H195V135H198V134H196V132H195V133H193V135L191 134L190 137L192 138V136H194ZM100 135H101V136H100ZM108 135H109V136H108ZM111 135H113V134H111ZM145 135H146V136H145ZM185 135H188V136H189V134H185ZM217 135H218V134H217ZM80 136H81V135H80ZM149 136H148V137H149ZM161 136H163V138H164V137L167 136V135L164 136V134H163V135H161ZM168 136H169V135H168ZM174 136H175V135H174ZM198 136H202V135H198ZM203 136H204V135H203ZM203 136H202V137H203ZM208 136H210V134H209ZM235 136H236V135H235ZM103 137H104V138H103ZM153 137H152V138H153ZM176 137H178V136H176ZM184 137H185V136H184ZM215 137H217V136H215ZM218 137H219V136H218ZM227 137H229V136H227ZM48 138H49V137H48ZM163 138H162V137L159 138V139H161V140H159V142H163V141H162ZM188 138H189V137H188ZM193 138H196V136L193 137ZM12 139H13V138H12ZM33 139H34V138H33ZM103 139H104V140H103ZM107 139H108V138H107ZM165 139H167V138L165 137L164 140H165ZM177 139H178V138H177ZM189 139H190V138H189ZM189 139H187V140L189 141ZM206 139H207V138H206ZM208 139H209V138H208ZM210 139H211V138H210ZM210 139H209V140H210ZM214 139H215V138H214ZM67 140H68V139H67ZM86 140H87V139H86ZM116 140H118L119 142H117ZM149 140H152V139H149ZM183 140H184V139H183ZM187 140H186V141H187ZM194 140H195V139H194ZM9 141H10V140H9ZM50 141H51V139H50ZM89 141H90V140H89ZM110 141H111V142H112V141H115L114 143L117 142L116 147H114V144H112L113 142L111 143ZM186 141H184V142H186ZM188 141H187V142H188ZM198 141H199V140H198ZM198 141H197V142H198ZM201 141H202V140H201ZM204 141H206V140H204ZM204 141H203V142H204ZM210 141H211V140H210ZM210 141L207 140L206 142H207V143H208V142L211 143L212 141H211V142H210ZM250 141H251V140H250ZM74 142H75V141H74ZM85 142H86V144H87L88 141H85ZM167 142H168V140H167ZM169 142H170V141H169ZM176 142H177V140H176ZM187 142H186V144H187V146H188L189 143L191 142V140H190L189 143H187ZM197 142H194V141H193V143H197ZM7 143H8V142H7ZM57 143H58V140H57ZM93 143H92V144H93ZM226 143H227V142H226ZM24 144H25V143H24ZM75 144H76V143H75ZM78 144H79V143H78ZM84 144H85V143H84ZM84 144H83V145H84ZM164 144H165V143H164ZM176 144H177V143H176ZM176 144H175V145H176ZM178 144H179V142H178ZM180 144H181V142H180ZM199 144H200V143H199ZM80 145H82V143H81ZM80 145H79V146H80ZM96 145H95V146H96ZM192 145H194L193 147L195 148L196 145H195V144H192ZM192 145H190V146H192ZM205 145H206V143H205ZM211 145H212V144H211ZM248 145H249V144H248ZM2 146H3V145H2ZM87 146H89V145L87 144ZM90 146H91V145H90ZM97 146H96V148H97ZM161 146H162V145H161ZM161 146H160V147H161ZM165 146H166V144H165ZM165 146H164V147H165ZM182 146H183V145H182ZM203 146H204V145H203ZM208 146H209V145H208ZM208 146L206 145V146H204V147L207 148ZM215 146H216V144H215ZM215 146L213 145V148H214ZM148 147H149V148H148ZM164 147H163V148H164ZM167 147H168V146H167ZM167 147H166V148H167ZM173 147H174V146H173ZM179 147H181V146H179ZM179 147H178V148H179ZM184 147H186V146H184ZM200 147H202V146H200ZM200 147H199V148H200ZM204 147H203V148H204ZM210 147L212 148V146H210ZM217 147H219V146H217ZM53 148H54V147H53ZM86 148H87V147H86ZM163 148H161V149H163ZM166 148H165V149H166ZM182 148H183V147H182ZM189 148H190V147H189ZM55 149H56V148H55ZM152 149H153V147H152ZM152 149H150V150L152 151ZM154 149H153L154 152H155V150L158 151L157 148H156L155 150H154ZM187 149H188V148H187ZM196 149H197V148H196ZM196 149H195L194 151H196ZM218 149H219V148H217V150H218ZM220 149H221V148H220ZM46 150H47V149H46ZM108 150H109V151H108ZM167 150H168V149H167ZM176 150H177V149H176ZM178 150H179V149H178ZM190 150H191V149H190ZM202 150H204V149H202ZM208 150H209V149H208ZM213 150H214V149H213ZM111 151H112V152H111ZM153 151L151 152L152 154H154ZM164 151H166V150H164ZM183 151H184V150H183ZM194 151H193V152H194ZM200 151H201V150H200ZM44 152H45V151H44ZM46 152H47V151H46ZM53 152H54V151H53ZM90 152H91V151H90ZM92 152H93V151H92ZM94 152H95V151H94ZM109 152H111V154H110ZM159 152H160V151H159ZM162 152H163V151L161 150V153H162ZM202 152H203V151H202ZM227 152H228V151H227ZM37 153H39V151L36 150L35 153H33V154L30 155V156H31V157H30V158H31L30 161H32L35 157H38V156H37ZM60 153H61V152H60ZM78 153H79V152H78ZM176 153H178V152H176ZM196 153H198V150L196 151ZM208 153H209V152H208ZM52 154H53V153H52ZM81 154H82V153H81ZM95 154H97V153H95ZM149 154H150V152H149ZM162 154H163V153H162ZM183 154H184V153H183ZM185 154L187 155V153H185ZM185 154H184V155H185ZM199 154H200V153H199ZM211 154H213V153L211 152ZM154 155H155V154H154ZM184 155H183V156H184ZM203 155H204V153H203ZM205 155H206V154H205ZM208 155H210V154H208ZM214 155H215V154H214ZM92 156H91V158H94V157H92ZM148 156H150V155H148ZM152 156H153V155H152ZM152 156H151V159H152ZM155 156H156V155H155ZM188 156H190V155H188ZM188 156H186V157H188ZM200 156H201V155H200ZM114 157H115V161L112 162V160H114ZM156 157L158 158V156H156ZM193 157H194V156H193ZM205 157H206V156H205ZM63 158H64V157H63ZM87 158H88V157H87ZM159 158H161L160 155H159ZM189 158H190V157H189ZM189 158H184V159H189ZM209 158H210V157H209ZM201 159H202V158H201ZM152 160H153V159H152ZM181 160H182V159H181ZM93 161H94V160H93ZM150 161H151V160H150ZM150 161H149V162H150ZM156 161H157V160H156ZM156 161H155V162H156ZM158 161H160V160H158ZM205 161H206V160H205ZM205 161H204V162H205ZM64 162H65V161H64ZM202 162H203V161H202ZM65 163H67V162H65ZM88 163H89V162H88ZM205 163H207V162H205ZM91 164H92V163H91ZM30 165H31V164H30ZM30 165H29V166H30ZM64 165H65V164H64ZM92 165H94V164H92ZM95 165H96V163H95ZM31 166H32V165H31ZM70 166H71V165H70ZM77 166H78V165H77ZM77 166H76V167H77ZM86 166H87V165H86ZM158 166H159V165H158ZM63 167H64V166H63ZM80 167H81V165H80ZM99 167H98V169H99ZM148 167H149V166H148ZM65 168H66V167H65ZM95 168H96V167H95ZM134 168H135V167H134ZM143 168H144V167H143ZM30 169H31V168H30ZM92 169H93V168H92ZM107 169H105V170L108 171L109 176H108L106 179H108V180H113V182H114V180H115L117 177H119V176H117L118 174L115 176V171H112V170H111V172H109V170H107ZM81 170H82V169H81ZM93 170H94V169H93ZM122 170H123V171H122ZM77 171H79V170L77 169ZM103 171H104V170H103ZM129 171H128V172H129ZM180 171H181V170H180ZM182 171H183V170H182ZM28 172H29V171H28ZM31 172H32V170H31ZM90 172H91V171H90ZM90 172H89V173H90ZM50 173H51V172H50ZM78 173H80V172H78ZM91 173H93V172H91ZM26 174H27V173H26ZM35 174H36V173H35ZM85 174H86V173H85ZM104 174H105V173L103 172V175H104ZM27 175H28V174H27ZM67 175H68V174H67ZM67 175H66V174H63V176H66V177H67ZM79 175H81V174H79ZM87 175H88V174H87ZM91 175H92V174H91ZM99 175H100V173H99ZM23 176H24V175H23ZM23 176H22V177H23ZM29 176H30V175H29ZM29 176H27V177H29ZM77 176H78V175H77ZM89 176H90V175H89ZM89 176H88V177H89ZM105 176H106V174H105ZM27 177H26V178H27ZM74 177H75V176H74ZM102 177H103V176H102ZM121 177H125V175H124V176H121ZM34 178H35V177H34ZM76 178H77V177H76ZM78 178H79V177H78ZM82 178H83V177H82ZM89 178H90V180H92V181H90L91 183H93V182L97 183V182H98V181H96L97 178H96V179H95L94 177L92 178V176L89 177ZM28 179H29V178H28ZM32 179H33V178H32ZM79 179H80V178H79ZM103 179H104V178H103ZM120 179H121V178H120ZM184 179H185V178H184ZM18 180H19V179H18ZM21 180H23V182L25 181L24 179H21ZM105 181H106V180H105ZM105 181L102 180V182H101V181H99V182H100V183H104ZM116 181H117V180H116ZM110 182H111V181H110ZM19 183H21V181H19ZM19 183H18V184H19ZM95 183H94V184H95ZM100 183H99V184H100ZM114 183H115V182H114ZM29 184H30V183H29ZM57 184H58V183H57ZM103 186H104V185H103ZM14 188H15V187H14ZM62 189H63V188H62ZM248 190H249V189H248ZM63 192H64V191H63ZM99 193H100V192H99ZM247 193H248V192H247ZM66 194H67V193H66ZM90 194H93V193H90ZM63 195H64V194H63ZM68 195H69V194H68ZM71 195H72V192H71ZM71 195H70V196H71ZM98 195H99V194H97V197H98ZM73 196H74V195H73ZM1 197H2V196H1ZM64 198H65V197H64ZM98 198H100V195H99ZM70 199H71V198H70ZM72 199H73V197H72ZM86 199H87V198H86ZM86 199H84V200L86 201ZM87 201H89V200L87 199ZM97 201H98V200H97ZM90 202H91V201H90ZM79 203H80V202H79ZM81 203H82V202H81ZM87 203H88V202H87ZM83 204H84V202H83ZM75 205H76V204H75ZM75 205H74V206H75ZM80 206H81V205H80ZM83 206H84V205H83ZM93 206H94V205H93ZM80 208H81V207H80ZM78 209H79V208H78ZM94 211H96V210H94ZM89 212H90V211H89ZM91 212H92V211H91ZM96 213H97L96 215H95V214H92V215L90 216V217H91L90 219L87 218L88 220H87V222H86V224H85L86 226H87L88 224H89V225H93V224H99V223H101V222H102L103 224L106 223V225H108L107 228H109V227H111V225H113L112 223H109V222H112L111 219H110V220H104L103 215H102L101 213H99L101 216L98 214V212H96ZM103 213H104V212H103ZM214 213H215V212H214ZM215 214H216V213H215ZM71 215H72V214H71ZM87 215H88V214H87ZM105 215H106V214H105ZM99 216H100V217H99ZM216 216H217V214H216ZM244 216H245V214H244ZM174 218H175V217H174ZM1 219H2V218H0V220H1ZM106 219H108V217H107ZM176 219H177V218H176ZM73 220H74V219H73ZM82 222H83V221H82ZM84 223H85V222H84ZM215 223H216V222H215ZM103 224H102V225H103ZM109 224H111V225H109ZM184 224H185V223H184ZM71 225H72V224H71ZM82 225H83V224H82ZM82 225H81V226H82ZM104 225H105V224H104ZM83 226H84V225H83ZM72 227H73V226H72ZM101 227H102V226H101ZM103 227H104V226H103ZM55 228H56V227H55ZM82 228H84V229L86 230L85 227H82ZM96 228H98V226H96ZM105 228H106V227H105ZM111 228L114 229L113 226H112ZM111 228H110V229H111ZM51 229H52V228H51ZM56 229H57V228H56ZM72 229H73V228H72ZM72 229H71V230H72ZM218 229H220V228L218 227ZM79 230H81V228H80ZM34 231H35V230H33V233H35ZM95 231H96V230H95ZM103 231H104V230L101 228V229H99L98 232L103 233ZM105 231H106V232H109L110 230L105 229ZM105 231H104V232H105ZM112 231H113V230H112ZM114 231H115V230H114ZM216 231H217V230H216ZM220 231H221V230H220ZM56 232H57V231H56ZM219 233H220V232H219ZM10 234H11V233H10ZM82 234H83V231H82ZM106 234H107V233H106ZM112 234H113V232H111V235H112ZM212 234H213V229H212ZM79 235H80V234H79ZM84 235H85V233H84ZM84 235H83V236H84ZM94 235H95V234H94ZM42 236H43V235H42ZM92 236H93V235H92ZM100 236H102V235H100ZM211 236H212V235H211ZM49 237H51V236H49ZM57 237L59 238V236H57ZM89 237H90V236H89ZM37 238H38V237H37ZM76 238H77V237H76ZM78 238H79V237H78ZM107 238H108V237H107ZM111 238H112V237H111ZM202 238H203V237H202ZM49 239H50V238H49ZM59 239H60V238H59ZM61 239H62V238H61ZM101 239H103V238L101 237ZM262 239H264V238H262ZM13 240H14V239H13ZM53 240H55V239H53ZM123 240H124V239H123ZM259 240H260V239H259ZM22 241H23V240H22ZM25 241H26V240H25ZM102 241H103V240H102ZM107 241H108V240H107ZM255 241H257V240H255ZM255 241H254V242H255ZM23 242H24V241H23ZM26 242H27V241H26ZM254 242H253V243H254ZM32 243H33V242H32ZM236 243H237V241H236ZM103 244H104V243H103ZM18 245H19V244H18ZM236 245H237V244H236ZM20 246H21V245H20ZM28 246H29V245H28ZM28 246H27V247H28ZM10 247H11V246H10ZM107 247H108V246H107ZM251 247H253V244L251 245ZM253 248H254V247H253ZM11 249H12V247H11ZM46 249H47V248H46ZM254 249H255V248H254ZM255 250H256V249H255ZM13 251H14V250H13ZM256 252H257V250H256ZM54 253H55V251H54ZM256 255H257V253H256ZM235 256L238 257V255L233 254L232 258L235 259ZM243 258H244V257H243ZM123 260H124V259H123ZM103 261H104V260H103ZM125 261H126V260H125ZM106 262H107V261H106ZM106 262H105V263H106ZM110 262H111V261H110ZM162 262H163V261H162ZM121 263H122V262H121ZM136 263H137V262H136ZM153 263H154V262H153ZM111 264H112V263H111ZM124 264H125V263H124ZM128 264H130V263H128ZM180 264H185V263H184V261H181Z\"/></svg>",
    "mask_w": 264,
    "mask_h": 264
},
{
    "label": "water",
    "instance_id": "3",
    "mask_svg": "<svg viewBox=\"0 0 264 264\" xmlns=\"http://www.w3.org/2000/svg\"><path fill=\"white\" fill-rule=\"evenodd\" d=\"M222 9L221 6L218 7ZM216 27L214 38L219 44L220 51L227 57L236 58L241 66V73L245 75V86L247 91H256L259 88L257 79L264 80V64L254 68L250 61L243 56L244 47L239 43L236 33L227 25L221 15L214 18ZM261 118L259 113L256 114ZM245 221L236 232V247L227 249L233 254L246 259H253L256 250L251 247L255 240L264 238V175L256 180L248 190L243 203ZM169 214L190 227L196 234L204 238H210L213 226L217 220L216 214L208 208L194 205L175 204L169 209Z\"/></svg>",
    "mask_w": 264,
    "mask_h": 264
}]
</instances>
